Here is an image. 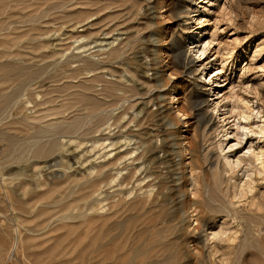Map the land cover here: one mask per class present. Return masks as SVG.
Returning a JSON list of instances; mask_svg holds the SVG:
<instances>
[{
  "label": "rangeland",
  "instance_id": "rangeland-1",
  "mask_svg": "<svg viewBox=\"0 0 264 264\" xmlns=\"http://www.w3.org/2000/svg\"><path fill=\"white\" fill-rule=\"evenodd\" d=\"M263 120L264 0H0V264H264Z\"/></svg>",
  "mask_w": 264,
  "mask_h": 264
},
{
  "label": "bare ground",
  "instance_id": "bare-ground-1",
  "mask_svg": "<svg viewBox=\"0 0 264 264\" xmlns=\"http://www.w3.org/2000/svg\"><path fill=\"white\" fill-rule=\"evenodd\" d=\"M207 2L211 3L212 0H207ZM201 19H202L201 17H198L196 24H200L202 22ZM195 28L197 29L196 32H192V37H193L192 42L193 43H197L198 42L197 38H202L204 35L203 29L201 28L200 25H198ZM210 43H211L210 40L203 39L202 42L200 43V45H198L196 50H195L196 59L194 58V60L195 61L198 60L199 61L198 64L202 65L201 67L204 70H206L208 68L207 66L211 65V61L206 60V54H207V51L209 50ZM193 45L194 44H192L190 47H192ZM196 45L197 44H195V46ZM82 60H83L82 66H87V65L91 64V62H92L87 57L82 58ZM97 68H99V67L96 66L95 69H97ZM221 69H222L221 67H215L213 70H211L207 73H206V71H204V73L202 74V79H201V81H199V83L201 86H204L205 83L207 81H209L210 85L208 87V90L210 91L211 96L214 98H218V97L223 96L222 99H224L223 100L224 101L223 102L224 107L222 110L223 115L221 116V120L225 121V119H226L225 114L227 112H229V108L227 107V103H226L227 100H225L226 96L224 94H219V95L215 96L216 94L220 93L219 90H217L216 86L220 84ZM93 78L97 79L96 74H93ZM205 89H207V87H205ZM170 98H172V96H170ZM27 101L32 102V104H33L32 106H33L34 110H30L29 113L23 114L22 117L19 119V121H21L24 126H29V123L32 120H39L41 125H42L41 126L42 127V130H41L42 133H44L45 135H48V136H53L52 140H48L46 142H40L39 146L37 148V152H42L43 149H45V150L51 149L53 146H56L58 144V139L55 138V135L59 134V135H65L66 136V134L77 130L78 127L76 126L75 121H72V122L67 121L64 110H62L60 108H55V109H52L51 112H48V113H42V112L39 113V110L35 109V102L30 100V99H27ZM215 103L217 104L218 100H216ZM143 112H145V111H143ZM226 124H227V121L222 123V126H221L222 129L220 131L223 132L224 138L221 139L218 144L222 150H223V144H225V146H227L226 152L222 155V157L224 159V164H226L229 169H235L236 167H238L240 165L241 158H242L241 156L236 155L235 151H234V147L237 143H239V140L237 138H234L237 132L235 133L232 130H227L225 128ZM242 127H244V126H242ZM257 127L259 129L258 130L259 132L263 131L264 130V120L261 124H258ZM71 129H73V130H71ZM261 154H263V152L261 150H256L252 155L253 157H255V160L258 161V163L262 162ZM78 162H80V161L78 160ZM102 178H103V172L101 170V173L99 172L98 174H96V176L92 179V182L90 184H88V183L85 184V186L88 187L91 185V186L95 187L96 185H98L102 181ZM149 184H151V183L148 181L145 184V186H149ZM93 188L90 189L91 194H92ZM83 195H85V194H83ZM71 207L72 206L70 203H67V205H65L66 210H69Z\"/></svg>",
  "mask_w": 264,
  "mask_h": 264
}]
</instances>
